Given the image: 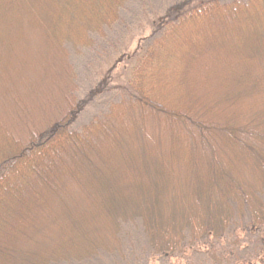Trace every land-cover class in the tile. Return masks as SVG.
Segmentation results:
<instances>
[{"label": "trees", "instance_id": "obj_1", "mask_svg": "<svg viewBox=\"0 0 264 264\" xmlns=\"http://www.w3.org/2000/svg\"><path fill=\"white\" fill-rule=\"evenodd\" d=\"M127 2L0 0L3 41L39 7L65 64L58 106L10 131L19 146L0 157V264L121 254L135 222L158 258L201 248L237 264L243 217L264 246V0L170 6L115 62L129 66L117 99L72 129L80 104L66 49L91 47Z\"/></svg>", "mask_w": 264, "mask_h": 264}, {"label": "rangeland", "instance_id": "obj_2", "mask_svg": "<svg viewBox=\"0 0 264 264\" xmlns=\"http://www.w3.org/2000/svg\"><path fill=\"white\" fill-rule=\"evenodd\" d=\"M184 1L128 0L114 26L104 34L94 36L91 47H67L76 76L75 95L80 104V110L70 124L72 129H80L117 99L119 88L127 80L129 66L123 59L113 68L115 62L122 53H132L141 38L148 37L151 21H157L170 6ZM258 7L261 8L259 11L264 10ZM40 11L38 7L29 17L30 21L24 20L21 28L15 22L11 23L12 28L4 41L1 39L4 21L0 20V157L19 146L10 131L19 134L35 119L51 115L52 109L59 104V94L65 85L64 52L41 19L43 14ZM256 66L251 68L256 69ZM157 135L160 139V134ZM260 196L264 202V192ZM242 221L246 222L247 218L243 217ZM242 221L237 223L239 229L235 230L238 242H242L232 258L235 259L234 255L238 257L237 264H264V246L259 243L258 236L261 232L245 231ZM233 238L229 236L228 240ZM122 239L121 254H101L84 262L58 264H216L201 248L189 251L187 258L151 256L138 222L123 225Z\"/></svg>", "mask_w": 264, "mask_h": 264}]
</instances>
